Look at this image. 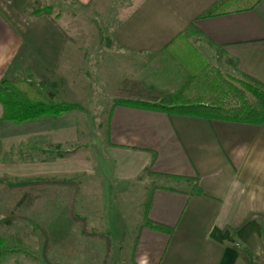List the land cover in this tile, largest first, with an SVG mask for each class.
<instances>
[{"label":"crops","instance_id":"0c3cea01","mask_svg":"<svg viewBox=\"0 0 264 264\" xmlns=\"http://www.w3.org/2000/svg\"><path fill=\"white\" fill-rule=\"evenodd\" d=\"M71 1L96 17L118 7L112 40L94 44L83 33L77 38L67 33L69 23L59 13L53 23L34 16L28 0H0V82H31L55 102L84 110L94 76L113 86L112 97L124 81L176 92L189 78L179 57L201 63L198 53L225 74L244 73L264 84V0L252 11L212 18L200 17L219 0ZM45 6L53 8L48 1ZM93 45L117 46L131 59L117 76L116 58L108 50L96 51L88 63ZM106 59L112 60L111 69ZM165 64L172 65L166 79L145 73L148 65L163 69ZM184 80L178 88L176 82ZM82 110L15 124L2 120L0 105V180L75 179L74 213L91 233L111 238L120 231L113 222L119 218L103 217L107 196L128 199L126 188L150 181L155 185L148 217L174 232L142 227L143 215L130 264H250L249 253L256 264H264V125L169 116L113 103L106 150L94 161L80 152ZM8 192L12 210L30 214L46 228L53 264H102L104 242L83 238L68 218L70 190Z\"/></svg>","mask_w":264,"mask_h":264},{"label":"trees","instance_id":"16d2710c","mask_svg":"<svg viewBox=\"0 0 264 264\" xmlns=\"http://www.w3.org/2000/svg\"><path fill=\"white\" fill-rule=\"evenodd\" d=\"M263 0H219L200 18H212L232 13H243L254 10ZM28 3V2H27ZM46 8L34 12V15H48ZM183 35L177 39L183 38ZM65 39H69L65 36ZM199 61L181 58V64L189 71V78L184 86L176 92L160 90L142 81H124L113 93L114 106H124L146 111L161 112L169 116L200 118L208 121H223L236 124L264 125V84L257 79L240 73L230 76L219 68L211 66L202 56L196 53ZM0 105L3 109L2 120L15 124L34 121L43 117H57L78 110L76 104L55 102L52 94H44L33 83L27 81L2 80L0 82ZM0 187L11 191L36 190L47 187L71 189L68 203V218L76 223L80 235L85 239L103 241L105 253L102 264H108L113 249V240L109 235L91 233L88 223L74 213L78 186L74 180L45 178L23 183H8L0 180ZM199 194L203 191L199 189ZM150 200L147 201L142 227L173 234L174 229L152 222L149 217ZM20 216H7L0 220L2 225H10ZM42 237L41 256L47 263L49 237L43 225L31 222ZM138 238L135 240L134 247ZM4 240L0 237V262L4 255ZM248 255L251 256L249 253ZM252 258V256L250 257Z\"/></svg>","mask_w":264,"mask_h":264},{"label":"rangeland","instance_id":"374dc122","mask_svg":"<svg viewBox=\"0 0 264 264\" xmlns=\"http://www.w3.org/2000/svg\"><path fill=\"white\" fill-rule=\"evenodd\" d=\"M47 1L50 5H53V8L45 6ZM30 3H33L34 12L49 8L50 14L40 16H46L50 18L53 23H55L56 19L58 18L57 13H59L62 16L63 21L66 20V22L69 23L68 26H65L67 27L68 34L73 36L76 35L77 38H80L79 36L83 33L84 35H88L84 36L83 38L93 39L94 44L103 38L112 40V35H110V33H112V30L118 22L119 17L117 15L121 13V10H118V7H111L108 13L104 15H98L96 17L95 14H92L93 12L90 11L89 8L78 7L71 0H33V2L32 0H28V5ZM116 4L117 2L114 5ZM106 28L108 30H106ZM65 36L68 37L67 35H64V37ZM88 50H90V52H88L86 55H88V63L90 64L91 62H94V58L97 54L96 51L102 50L101 53H104L106 50H108L109 56L113 54L112 56L116 58L115 62L113 63V68L117 76H119L121 70H123V68H125L126 64L128 63L124 61L131 59V57H128V53L119 49L117 46L112 49L110 46H104L103 48H100L98 45H93L92 47H88ZM161 60H165V58L160 59V61ZM106 64L108 65L109 69H111L112 60L106 59L105 65ZM170 67H172V65L168 66L165 64V67L160 69L157 67L152 68L151 65H148L144 70L146 71V74H152L156 77V80L161 81L160 79H166L169 75H171V70L169 69ZM95 77L96 76H94L92 80H89V89L86 90V92H89V97L85 102H83L82 107H84V110L81 109L80 105H77L80 107L79 110H82L83 124V148L80 152L86 156L95 157L93 159L94 161H97V154L102 152L104 153V150H106L105 144L107 143V127L111 106L115 100H113L114 96L112 97L110 94L113 86L108 87L103 80H99L97 77ZM177 79L178 77L175 80ZM185 81L186 80L183 82H176L178 88L181 87ZM169 89L173 91V88ZM71 180L76 182L75 179ZM3 181L9 183V180L7 179ZM160 183L162 184L165 182L160 181ZM76 184L79 189V184L77 182ZM154 185L155 184L151 183L150 181L146 183L143 182L142 184L138 183L136 185H130L128 188H126L128 190L127 195H129V197L125 200L121 198L111 200L109 199L110 197L107 196V193H105L107 196V201L104 203L105 205L101 207L104 215L103 217H106V220L113 217H118L119 221H117V223L116 219H113V222H115L114 229L120 230H116L114 236L112 237L113 252L110 255L111 260L109 258L110 263L108 262V264H128L133 240L136 236V231L139 227V224L142 221V216L144 215L148 197ZM121 186L122 185L120 184L116 185L118 188ZM184 186L185 185L183 184L180 187L185 188ZM0 188H3L0 189V220L7 216H20V218L14 219L10 225L0 224V237L3 238L5 243L4 247L2 248L4 251V255L1 260L2 264H47L41 256V234L31 222H37L39 224L41 223L33 218L30 214L27 215L24 211L20 210L16 212L15 209L12 210L13 207L10 206L8 192L11 190H8L5 187ZM102 188L107 189L106 184H103ZM65 189L70 190V199L72 194L71 189L68 187H65ZM104 191L106 192V190ZM16 237H18L20 240H16ZM15 240L18 241V244ZM122 249L125 250V253H120ZM47 258L49 262L53 264L50 260L49 252L47 254ZM254 258V255L252 258H250V264H256Z\"/></svg>","mask_w":264,"mask_h":264}]
</instances>
